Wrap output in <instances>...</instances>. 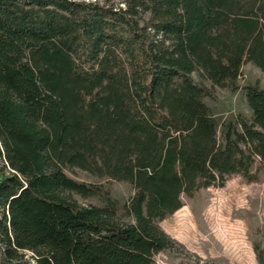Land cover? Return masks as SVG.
Masks as SVG:
<instances>
[{
    "label": "trees",
    "instance_id": "16d2710c",
    "mask_svg": "<svg viewBox=\"0 0 264 264\" xmlns=\"http://www.w3.org/2000/svg\"><path fill=\"white\" fill-rule=\"evenodd\" d=\"M247 62L264 0H0V264H152L183 197L264 174V88L221 142L204 102Z\"/></svg>",
    "mask_w": 264,
    "mask_h": 264
},
{
    "label": "rangeland",
    "instance_id": "374dc122",
    "mask_svg": "<svg viewBox=\"0 0 264 264\" xmlns=\"http://www.w3.org/2000/svg\"><path fill=\"white\" fill-rule=\"evenodd\" d=\"M255 82L264 88V73L247 62L235 90L215 88L212 96L204 98L216 122L219 142L224 123L251 118L243 87ZM67 174L78 181L101 184L119 205L127 203L133 193L126 182L97 180L79 170ZM85 203L101 202L90 198ZM158 226L174 246L156 254L152 264H258L255 247L264 250V174L259 172L251 182L232 174L222 185L201 188L191 198L183 197L182 206Z\"/></svg>",
    "mask_w": 264,
    "mask_h": 264
}]
</instances>
